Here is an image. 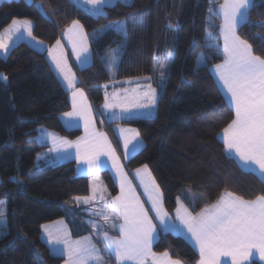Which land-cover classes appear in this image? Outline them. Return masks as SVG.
<instances>
[{
  "label": "trees",
  "instance_id": "trees-1",
  "mask_svg": "<svg viewBox=\"0 0 264 264\" xmlns=\"http://www.w3.org/2000/svg\"><path fill=\"white\" fill-rule=\"evenodd\" d=\"M210 17L209 0H117L97 15L72 0H5L0 3V32L12 20L27 18L32 21V34L49 46L73 21L84 26L93 60L79 70V84L89 95L97 125L108 129L113 138L114 124L138 130L143 145L126 167L129 171L142 165L149 168L172 215L180 201L196 212L227 192L246 200L264 196V180L243 170L218 136L234 111L209 70L223 59L218 20L211 23ZM116 20L124 22L125 34L115 27L100 32ZM171 23L178 26L174 57L155 113L106 121L104 84L112 78L152 75ZM209 31L216 35L215 45L209 44ZM237 33L254 55L264 59V0H253ZM119 42L124 43L122 52L110 70L105 56ZM201 54L204 63L198 66ZM69 109L68 92L48 63L46 51L22 41L6 56L0 55V264H62L64 256L52 254L41 238L46 223L64 219L73 238L89 231L80 220L84 208L68 203L74 196L89 194V177L77 173L73 159L52 165L35 162L47 147L37 138L40 127L69 139L81 134V129L61 123L60 114ZM100 173L109 194H116L110 173ZM153 250L168 251L186 264L199 259L183 236L170 231L159 236ZM108 264H115L109 256ZM251 264L263 263L253 260Z\"/></svg>",
  "mask_w": 264,
  "mask_h": 264
},
{
  "label": "crops",
  "instance_id": "crops-1",
  "mask_svg": "<svg viewBox=\"0 0 264 264\" xmlns=\"http://www.w3.org/2000/svg\"><path fill=\"white\" fill-rule=\"evenodd\" d=\"M2 1L5 0L0 3ZM72 1L89 13L87 7L95 2ZM98 1L101 7L107 3L106 0ZM252 2L209 0L210 22L218 20L217 36L223 55V59L212 64L209 70L234 111L232 121L219 132V139L243 170L254 172L264 180V59L254 55L250 45L237 33L248 17ZM31 36V20H12L0 32V55L6 56L9 49L22 41L46 51L48 63L68 92L70 109L60 114L61 123L68 129H81L79 136L69 139L46 128L39 133V128L37 137L41 139L38 140L47 147L37 154L35 162L52 165L73 159L77 173L89 177L90 187L93 175L102 170L110 173L117 187L116 194L108 193L107 196L110 210L118 220L124 218L127 223L117 225L114 230H102L100 235L107 257L115 264H186L168 251L153 250L159 236L170 231L180 234L191 244L199 255L196 264H251L253 260L264 264V196L246 200L227 192L215 203L196 212L180 201L171 215L149 168L142 165L129 171L126 167V161L143 145L138 130L114 124V139L108 129L97 125L89 95L79 84V70L93 60L91 39L84 26L73 21L49 46L37 38L31 40ZM215 37L212 32L207 33L210 45L216 44ZM131 79L112 78L104 84L102 111L106 121L124 118L114 114L108 106L115 98L111 92L122 90L126 80ZM147 84H150L149 79ZM153 101L156 105L157 99ZM145 108L148 114L141 117L155 113L156 106ZM60 220L63 219L46 224ZM64 222L62 225L67 226ZM46 224L42 226V234ZM43 241L48 245L47 240ZM49 250L51 252V247ZM76 253L81 258L80 264H96L93 257L90 263L89 256L85 259L81 251ZM58 254L63 255L64 260L68 256ZM98 262L107 264V258L103 255Z\"/></svg>",
  "mask_w": 264,
  "mask_h": 264
},
{
  "label": "rangeland",
  "instance_id": "rangeland-1",
  "mask_svg": "<svg viewBox=\"0 0 264 264\" xmlns=\"http://www.w3.org/2000/svg\"><path fill=\"white\" fill-rule=\"evenodd\" d=\"M115 1L117 0H106L107 3L104 5L113 4ZM121 1L130 2L131 0ZM104 5L101 7L99 1L96 2L95 0L93 3L90 2V5L87 8L90 10V13L97 15L103 11ZM123 25V21L116 20L101 27L100 32H104L109 27H115L118 30L120 29L121 33L125 34V31L121 29ZM177 28L178 26L175 24L171 23L168 25L167 34H165L164 37V51H162V53L158 52L161 57L155 61L152 68V75L134 77L131 80H126L125 86L122 90L111 92L115 98L113 99V102L111 101V104H109L108 107H111V111L114 114L124 118L141 117L148 114V111H145V107H147V109H152L156 106L155 101L153 100L158 99L160 93L163 91L166 82V72L171 67L174 57ZM32 37L36 38L32 34L30 38L31 40H33ZM14 44L15 43L12 45ZM123 45V42H119L109 48L105 58L107 59V64L110 70H113L115 64L118 63L119 54L122 52ZM6 48L10 47L7 46ZM203 63L204 57L201 54L197 59V65L200 66ZM148 79L150 80V84H147ZM43 129L45 128L40 127L39 133H41ZM37 138L41 139L39 137ZM108 193V189L104 184L101 173H97L93 175L91 179V187L88 195L74 196L69 199L68 203L70 206L75 204L83 207L85 211V214L81 216L80 220L83 224L89 227V231L85 235L78 237L79 239H73L69 228L62 225L64 219L53 224H46L44 232L41 234V238L42 240H47L49 247H51V252H53L52 254L57 252L56 255H60L58 252H61L65 256L68 255L63 263L80 264L81 258L76 251H81L85 256V259L89 256L90 263H92L93 257V259H96V264H105L98 262L99 257L104 255V259L107 258L108 264L107 253L100 234L103 229L114 230L115 227H118L117 225L120 226L127 223L124 218L118 220L115 217V214L110 210L111 208L107 197ZM77 226L82 230V225L80 223H77ZM95 250L97 254H95Z\"/></svg>",
  "mask_w": 264,
  "mask_h": 264
}]
</instances>
